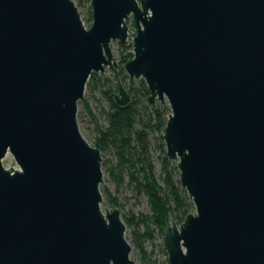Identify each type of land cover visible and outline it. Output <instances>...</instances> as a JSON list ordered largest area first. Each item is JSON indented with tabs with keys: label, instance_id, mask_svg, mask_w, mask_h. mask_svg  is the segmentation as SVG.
I'll use <instances>...</instances> for the list:
<instances>
[{
	"label": "water",
	"instance_id": "95a60500",
	"mask_svg": "<svg viewBox=\"0 0 264 264\" xmlns=\"http://www.w3.org/2000/svg\"><path fill=\"white\" fill-rule=\"evenodd\" d=\"M91 8L87 26L75 0H0V264H136L78 115L92 73L119 67L131 15L125 71L150 106L167 98L161 140L195 207L165 234L169 264H264V0Z\"/></svg>",
	"mask_w": 264,
	"mask_h": 264
},
{
	"label": "trees",
	"instance_id": "16d2710c",
	"mask_svg": "<svg viewBox=\"0 0 264 264\" xmlns=\"http://www.w3.org/2000/svg\"><path fill=\"white\" fill-rule=\"evenodd\" d=\"M82 2L83 0L78 6ZM87 22L88 24L92 22L91 5ZM121 49L120 63H122H119V67H121L122 79H126L125 64L134 57L133 44L122 45ZM94 78L96 74L93 72L87 84L93 86ZM116 90L119 91V84ZM129 91L133 97L125 106H119L113 95L109 94L108 126L99 129L93 146L98 147L101 152L109 148L115 150L118 166L129 170L130 183L134 185L137 194L147 196L151 214L141 218L140 222L146 223V230L150 235L154 231L150 228L152 225L164 239L170 225L181 224L191 212L192 201L181 187L180 180L176 179V174L180 175L177 162L169 160L165 155L166 149L161 134L167 123L166 110L161 106L153 107L148 104L147 98L150 92L145 81L141 80L138 88L129 84ZM153 134H157L154 140L161 151L159 177L156 176L155 165L149 152L150 135ZM121 181V178L117 180V186L121 185ZM107 196L113 207L122 206L117 197L112 194ZM130 219L126 215L123 217L128 226L133 224ZM132 219L137 221L135 218ZM163 252L167 255L165 241ZM142 257L145 260L149 259L145 255Z\"/></svg>",
	"mask_w": 264,
	"mask_h": 264
},
{
	"label": "rangeland",
	"instance_id": "374dc122",
	"mask_svg": "<svg viewBox=\"0 0 264 264\" xmlns=\"http://www.w3.org/2000/svg\"><path fill=\"white\" fill-rule=\"evenodd\" d=\"M78 4L81 0H75ZM91 5V0H83L81 5H79L80 11L83 15L85 23L88 24L87 19L89 16V6ZM129 23V40L126 44H122L119 41H113L112 47L114 49V57L120 59L122 45H129L132 43V39L136 34V28L134 24L133 16L128 18ZM130 50H128L129 52ZM122 63V62H121ZM120 63V64H121ZM121 67L111 70L106 67L104 73L94 72L96 78H94L93 86L88 85L84 93V97L78 103V115L80 117V126L84 134L87 136L91 143H94L95 138L98 135V131L101 128L108 126V112L110 109V104L108 101L109 94L113 97L115 94H119L116 90L117 84H122L125 89L129 92V84L134 88H138L140 81L144 79H135L131 81L129 75L126 71L124 74L127 76L126 79H122L120 73ZM119 77V78H116ZM130 101L133 95H130ZM115 99V98H114ZM156 106L163 107L166 112L171 111L169 102L166 98L164 103L159 100L156 101ZM157 134L150 135V155L155 165L156 176H160V156L161 151L158 147V143L154 140ZM104 156L102 157V166L105 172V177L103 178V183L101 188L103 191V206L104 209L118 208L123 210V217L126 215L131 218L132 225L127 226L126 237L132 243V254L135 257L136 264H167L168 254L163 252L164 239L159 234L155 227L150 225L152 235L146 230V223H142L141 218H145L151 214L147 196L144 194L138 195L133 184L130 183V172L126 167L118 166V156L114 149L109 148L104 152H101ZM8 163L12 164L13 167H17L16 162L11 154H8L4 159ZM176 163V161H174ZM177 165V163H176ZM113 172V173H112ZM121 178V185L117 186V180ZM176 179H179V175L176 174ZM107 194H112L119 199L122 206L113 207L109 201ZM187 194V193H186ZM188 195V194H187ZM191 212L195 211V207L192 204ZM135 218L137 221H135ZM171 226V225H170ZM147 256L148 260H145L142 256ZM151 262V263H150Z\"/></svg>",
	"mask_w": 264,
	"mask_h": 264
}]
</instances>
